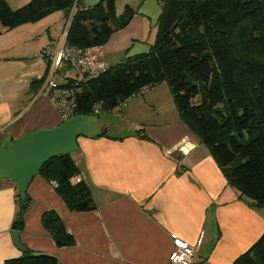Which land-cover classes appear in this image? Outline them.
<instances>
[{
    "label": "crops",
    "instance_id": "obj_1",
    "mask_svg": "<svg viewBox=\"0 0 264 264\" xmlns=\"http://www.w3.org/2000/svg\"><path fill=\"white\" fill-rule=\"evenodd\" d=\"M143 1L130 6L137 11ZM140 16L132 19L149 22ZM68 24L57 11L1 32L0 143L61 123L45 93L49 73L40 53L63 37ZM121 36L115 47L119 43L118 48L129 50L130 39ZM66 71L55 77L59 85L75 77ZM96 117L97 135H105L78 137L77 149L68 154L95 208L69 210L51 184L36 175L26 191L29 203L18 233L21 251L11 238L15 185L0 179V264L24 250L53 255L57 264H170L172 235L194 248L195 264H234L264 234V206L253 207L227 184L208 151L179 119L162 83L119 107L115 117L122 126L111 128L106 118ZM47 211L60 218L73 237L72 246L56 247L42 228L40 216Z\"/></svg>",
    "mask_w": 264,
    "mask_h": 264
},
{
    "label": "trees",
    "instance_id": "obj_2",
    "mask_svg": "<svg viewBox=\"0 0 264 264\" xmlns=\"http://www.w3.org/2000/svg\"><path fill=\"white\" fill-rule=\"evenodd\" d=\"M115 2L86 7L83 0H30L13 10L0 0V34L62 11L69 21L68 47H102L137 12L125 5L118 16ZM157 2L162 14L148 54L124 58L96 77L68 78L60 87L72 91L74 114L97 116L119 108L144 89L165 83L179 119L208 151L227 184L253 207H263L264 0ZM104 135L100 131L97 136ZM38 175L56 184L54 190L69 210L95 208L68 154L46 161ZM14 190L11 229L21 233L29 197L26 193L21 198L15 186ZM40 222L56 247L74 244L54 212H43ZM1 264H57V260L24 250ZM234 264H264V234Z\"/></svg>",
    "mask_w": 264,
    "mask_h": 264
},
{
    "label": "water",
    "instance_id": "obj_3",
    "mask_svg": "<svg viewBox=\"0 0 264 264\" xmlns=\"http://www.w3.org/2000/svg\"><path fill=\"white\" fill-rule=\"evenodd\" d=\"M106 0H83L86 7H95ZM137 14L149 19L155 26L162 14L157 0H144ZM67 31L65 32L66 36ZM150 46L134 43L125 54V59L146 55ZM97 117L73 115L50 129H40L27 133L15 141L5 137L0 143V179L13 183L21 198L25 197L33 177L49 159L69 154L77 149V138H91L97 135ZM11 238L17 249L23 251L18 232L12 231Z\"/></svg>",
    "mask_w": 264,
    "mask_h": 264
},
{
    "label": "built area",
    "instance_id": "obj_4",
    "mask_svg": "<svg viewBox=\"0 0 264 264\" xmlns=\"http://www.w3.org/2000/svg\"><path fill=\"white\" fill-rule=\"evenodd\" d=\"M65 34L53 46L41 51L40 56L48 63L49 78L45 85V93L55 105L62 121L74 114L75 102L72 91L61 88L55 77L69 69L76 77H96L105 72L109 66L103 59L101 47L93 46L85 49L70 48L66 45ZM97 110H94L96 113ZM53 188L55 183H50ZM172 250L169 253L170 264H195V250L184 241L171 236Z\"/></svg>",
    "mask_w": 264,
    "mask_h": 264
},
{
    "label": "rangeland",
    "instance_id": "obj_5",
    "mask_svg": "<svg viewBox=\"0 0 264 264\" xmlns=\"http://www.w3.org/2000/svg\"><path fill=\"white\" fill-rule=\"evenodd\" d=\"M23 2L26 4V2H29V1L26 0ZM134 2H135V0H116V6H117L118 14L121 15V13L123 11V7L125 5H130V4L133 5ZM6 3H8V6L11 9H16L22 5V2H20V0H6ZM135 17L142 18L140 15H137V14H135ZM128 24H129L128 27L125 26L119 30L114 31L111 34L112 37L110 36L111 40L108 41L109 43L107 42L108 44H106L105 46L103 45L104 47L102 46L104 59L110 66H115L118 63H121L125 58V54H126L124 51L125 49H123L121 47L118 48L119 43L117 44L116 47L114 44L116 41H118L119 37L121 36L120 31H122L124 28H126V29H124V31H123V36L130 39V41L128 42V46L126 48L130 49L131 45L134 43H141V42L145 43V42H147V43H150V45H152L154 43L157 29L155 26H151L150 22H144V25H142L141 23L135 22V20L131 18V20L129 21ZM123 36H121V38ZM135 40H139V41L137 42ZM66 75L72 77L75 74L71 70L67 69ZM162 85H164L167 88L165 83H162ZM118 110H119V108L114 109L113 111H110V112H100L98 114V116H103L104 118H106L107 122L109 124L108 126L111 128H115L116 126H122L123 124L120 122V118L117 119L115 117V114H117ZM111 130H113V129H111ZM112 134H114V133H112ZM37 243L38 242H36V245H38ZM43 254H46V253H43ZM48 255H50V254H48ZM50 256H53V255H50Z\"/></svg>",
    "mask_w": 264,
    "mask_h": 264
}]
</instances>
